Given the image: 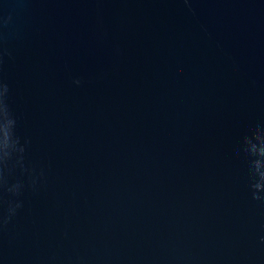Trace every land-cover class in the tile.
<instances>
[{"label":"water","instance_id":"95a60500","mask_svg":"<svg viewBox=\"0 0 264 264\" xmlns=\"http://www.w3.org/2000/svg\"><path fill=\"white\" fill-rule=\"evenodd\" d=\"M0 264H264V0H0Z\"/></svg>","mask_w":264,"mask_h":264}]
</instances>
